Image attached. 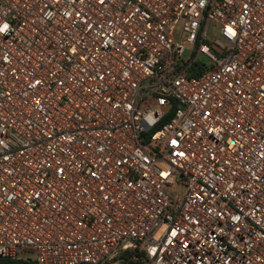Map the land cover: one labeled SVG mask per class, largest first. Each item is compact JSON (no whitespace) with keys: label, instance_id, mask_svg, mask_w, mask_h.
Listing matches in <instances>:
<instances>
[{"label":"built area","instance_id":"1","mask_svg":"<svg viewBox=\"0 0 264 264\" xmlns=\"http://www.w3.org/2000/svg\"><path fill=\"white\" fill-rule=\"evenodd\" d=\"M0 256L264 264V0H0Z\"/></svg>","mask_w":264,"mask_h":264},{"label":"trees","instance_id":"2","mask_svg":"<svg viewBox=\"0 0 264 264\" xmlns=\"http://www.w3.org/2000/svg\"><path fill=\"white\" fill-rule=\"evenodd\" d=\"M7 263H11V264H35L34 262H30L27 261L25 259L22 258H10L7 256H0V264H7Z\"/></svg>","mask_w":264,"mask_h":264},{"label":"rangeland","instance_id":"3","mask_svg":"<svg viewBox=\"0 0 264 264\" xmlns=\"http://www.w3.org/2000/svg\"><path fill=\"white\" fill-rule=\"evenodd\" d=\"M172 194H175L176 192H177V190L176 189H173V190H171L170 191Z\"/></svg>","mask_w":264,"mask_h":264}]
</instances>
